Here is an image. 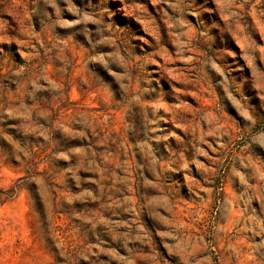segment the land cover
<instances>
[{
	"label": "rangeland",
	"instance_id": "obj_1",
	"mask_svg": "<svg viewBox=\"0 0 264 264\" xmlns=\"http://www.w3.org/2000/svg\"><path fill=\"white\" fill-rule=\"evenodd\" d=\"M190 4L0 0V264H264V0Z\"/></svg>",
	"mask_w": 264,
	"mask_h": 264
},
{
	"label": "clouds",
	"instance_id": "obj_2",
	"mask_svg": "<svg viewBox=\"0 0 264 264\" xmlns=\"http://www.w3.org/2000/svg\"><path fill=\"white\" fill-rule=\"evenodd\" d=\"M191 4H195V0H191ZM191 4L189 8L191 9L190 14L196 18V24L198 27L203 30L199 33L201 37H203L202 43H204L207 47H211V43L214 42L213 37L209 34L211 32L212 27L214 26L212 23H206L203 19L200 18V12L198 11L199 6L197 8H191ZM173 25H170L172 27ZM177 27H186L191 28L190 25H176ZM185 34V33H181ZM133 48L135 45L132 46ZM196 59L199 60V68L202 69L203 66L207 65L209 67L215 68V58L214 55L207 56H198ZM151 56H142V55H129L128 60L123 63V72L120 75V84L121 88L125 91L131 93V85L139 83L140 80H143L146 85L145 88L141 89L142 92L154 91L155 89L152 87L155 82L157 87L159 86L158 80L152 76V74L145 70L144 65L153 63ZM112 63L110 59L102 58L101 68L98 70V74L100 79H104V72H111L112 69L109 65ZM211 76V73H209ZM126 82V83H125ZM135 99V95H132V100ZM264 149V145L261 146Z\"/></svg>",
	"mask_w": 264,
	"mask_h": 264
}]
</instances>
